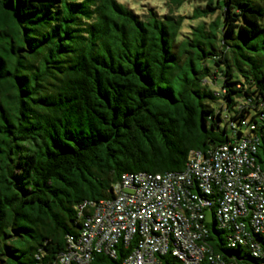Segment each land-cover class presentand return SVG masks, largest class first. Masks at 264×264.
<instances>
[{
    "label": "trees",
    "instance_id": "1",
    "mask_svg": "<svg viewBox=\"0 0 264 264\" xmlns=\"http://www.w3.org/2000/svg\"><path fill=\"white\" fill-rule=\"evenodd\" d=\"M167 1L161 14L119 0H0V264H59L82 203L113 198L125 173L182 172L191 151L242 128L264 171V0ZM187 3L189 17L176 12ZM187 18L199 23L185 32ZM214 214L213 254L264 263L230 248ZM134 247L90 264H124Z\"/></svg>",
    "mask_w": 264,
    "mask_h": 264
},
{
    "label": "built area",
    "instance_id": "2",
    "mask_svg": "<svg viewBox=\"0 0 264 264\" xmlns=\"http://www.w3.org/2000/svg\"><path fill=\"white\" fill-rule=\"evenodd\" d=\"M243 124H246L244 122ZM254 129L253 126L249 127ZM259 141L248 133L203 154L191 151L182 172L125 173L113 198L79 206L82 226L68 236L59 264H90L94 254L115 256L116 246L134 243L124 264H242L213 254L205 239L215 207L217 229L230 248L244 246L264 259V171L256 164ZM264 264V263H262Z\"/></svg>",
    "mask_w": 264,
    "mask_h": 264
},
{
    "label": "rangeland",
    "instance_id": "3",
    "mask_svg": "<svg viewBox=\"0 0 264 264\" xmlns=\"http://www.w3.org/2000/svg\"><path fill=\"white\" fill-rule=\"evenodd\" d=\"M121 3L127 5L129 8L133 9L134 11H137L139 13L148 10L150 7H152L154 10L158 11L161 14L168 13V8L166 3L167 0H119ZM195 6V4L187 3L184 5V7L180 10H176L177 13L182 14L186 17H189L192 13V9ZM213 17H210L209 19H205V22H210ZM199 23V21H192L190 18H187L185 21L186 27L184 28V31H188L190 26H196ZM249 131L248 129L242 128V133L247 134ZM208 221L213 224V218L211 213L207 215Z\"/></svg>",
    "mask_w": 264,
    "mask_h": 264
}]
</instances>
